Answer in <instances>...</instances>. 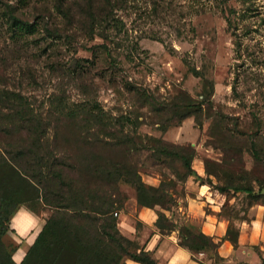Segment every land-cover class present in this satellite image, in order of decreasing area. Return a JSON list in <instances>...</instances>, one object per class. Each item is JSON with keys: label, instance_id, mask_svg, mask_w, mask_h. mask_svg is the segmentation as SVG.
Listing matches in <instances>:
<instances>
[{"label": "rangeland", "instance_id": "rangeland-1", "mask_svg": "<svg viewBox=\"0 0 264 264\" xmlns=\"http://www.w3.org/2000/svg\"><path fill=\"white\" fill-rule=\"evenodd\" d=\"M113 1L117 6L114 13L125 23L121 36L124 45L113 52L119 69L110 66L103 48L96 47L104 40L98 36L90 39L82 31L75 32L72 42L49 37L44 31L16 40L3 11L18 0H0V88L29 97L36 111L44 116L52 110L56 97L70 103L94 99L108 114L128 116L133 123L126 132L136 135L135 146L128 147L83 143L65 119L59 142L70 154V163L81 168L83 159L88 157L94 161H124L148 186L174 182L169 192L175 197V204L169 210L161 206L152 209L156 214L164 212L177 229L189 226L218 244L215 252L195 253L196 259L202 264H264V205L260 201L251 204L243 193H221L215 186L223 181L208 174L225 177L246 173L255 191L259 190L258 180H264V166L248 152L221 148L225 134L238 136L243 145L246 137L258 130L256 117L261 122L256 139L264 145V0ZM53 2L33 0L24 11L25 18L53 14ZM97 7L105 9L104 0H98ZM56 16L55 13L59 22ZM84 59L93 63L86 64L85 73L79 75L76 63L80 60L84 64ZM206 80L214 87L213 104L210 108L204 106L199 118L191 115L178 121L170 109H161L172 102L198 104ZM130 84L146 88L157 103H144L129 91ZM11 112L0 108V124L7 123L6 114ZM170 117L174 120L169 121ZM18 139L4 137L0 132V147ZM153 139L194 150L195 175L179 181L175 173L184 172L181 162L154 155L151 148L145 147ZM117 186L118 208L114 216L118 227L126 222L136 227L141 236L139 213L144 206L138 203L136 188L124 180ZM202 186L210 192L208 199L199 197ZM2 196L1 192L0 201ZM16 204L13 201L6 209L12 210ZM22 207L52 214L38 202H27ZM228 228L237 244L227 239ZM19 242L10 222L0 225L3 258L12 255Z\"/></svg>", "mask_w": 264, "mask_h": 264}, {"label": "trees", "instance_id": "trees-1", "mask_svg": "<svg viewBox=\"0 0 264 264\" xmlns=\"http://www.w3.org/2000/svg\"><path fill=\"white\" fill-rule=\"evenodd\" d=\"M32 1L18 0L16 5H6L3 11L16 40H24L26 35L35 36L44 31L49 37L65 38L72 42L75 32L82 31L88 33L90 39L98 36L104 40L96 47L103 48L110 66L119 69L113 52L124 45L121 36L125 33V23L114 13L117 6L113 0H104L105 9L102 10L97 7L98 0H53L52 8L59 22L55 20L54 12L49 16L26 19L24 11ZM111 45H114L113 48ZM135 48L136 44L133 45ZM82 61L84 64H80V60L76 63L79 75L85 73L86 64L93 63L85 59ZM193 72L199 75L196 69ZM206 83L198 104L172 102L161 109H170L169 112L178 121L191 115L198 117L204 106L210 108L213 104L214 87L209 80ZM128 89L144 103H157L153 94L142 86L132 85ZM52 106V110L44 116L36 111L29 97L21 92L0 88V108L12 111L6 114L7 123L0 124V132L7 138L19 137L0 147V193L3 195L0 201V225L11 222L15 213L27 202H38L52 210L20 264H126L127 259L140 264H158L153 254L137 240H131L121 233L118 219L114 216L118 208L117 183L124 180L133 185L140 205L149 208L161 206L169 210L176 202L169 192L175 186L174 182H162L159 187L148 186L140 174L124 161H94L88 157L83 159L79 168L77 164L70 163V154L62 149L59 142V130L66 119L74 128L77 139L83 143L93 145L95 141L116 147L135 146L136 135L126 132L133 120L128 116L108 114L94 99L70 103L56 97ZM174 118L170 117L169 121ZM255 123L258 130L247 136L243 145L238 142V136L225 134V143L221 148L224 151H246L255 162L264 166V145L261 146L262 143L256 139L261 129L257 117ZM163 128L167 130V127ZM153 141L145 147L151 148L159 159L163 157L181 162L184 172L176 170L175 173L179 181L184 182L195 175L194 150L169 144L162 139ZM77 173L79 177H75ZM208 174L223 181L215 186L221 193H243L251 204L260 201L264 205V180H258L259 190L255 191L246 173L239 176L231 173L225 177L219 173ZM13 201L17 204L12 210H7L6 207L11 206ZM34 212L38 213V210L34 209ZM157 214L156 226L160 232L166 235L178 231L180 245L192 253L195 261L200 262L195 258V253L217 251L218 244L212 237L189 226L177 229L164 212L157 211ZM230 233L231 228H228L227 239L237 244V239L231 238ZM12 255L6 259L0 255V264H17Z\"/></svg>", "mask_w": 264, "mask_h": 264}, {"label": "crops", "instance_id": "crops-1", "mask_svg": "<svg viewBox=\"0 0 264 264\" xmlns=\"http://www.w3.org/2000/svg\"><path fill=\"white\" fill-rule=\"evenodd\" d=\"M208 193L210 192L206 190L205 186L200 187V198L203 199V197H205V199H208ZM49 211L50 213L52 212L51 209H49ZM17 216L20 217L19 226H16L14 222L15 219H18ZM49 216L50 214L47 216L45 210L40 214L24 207H21L15 213L11 219L10 228L16 234V237L20 239L12 255V259L17 264H20L24 260L28 250L42 231ZM139 216L140 223L143 225L141 236H138L136 227L130 224L128 225L126 222L121 223L119 229L123 235L131 240H137L146 251L151 252L158 261V264H202L201 262L195 261L192 253L180 245L179 233L177 231L166 235L160 232L155 226L157 214L154 209L143 207ZM21 251L24 252V256L22 255L19 257L18 255ZM17 257H19V259ZM126 264L140 263L127 259Z\"/></svg>", "mask_w": 264, "mask_h": 264}, {"label": "bare ground", "instance_id": "bare-ground-1", "mask_svg": "<svg viewBox=\"0 0 264 264\" xmlns=\"http://www.w3.org/2000/svg\"><path fill=\"white\" fill-rule=\"evenodd\" d=\"M21 214H22V213H21ZM19 216H20V215H19ZM17 217H18V216H17ZM19 218H20V217H18V219H15V221H14L16 226H19V225H20V223H19ZM19 228H20V227H19ZM24 249H25V248H24ZM23 254H24V252L21 251V252L19 253L18 256L21 257ZM23 256H24V255H23ZM19 257H17V258L19 259Z\"/></svg>", "mask_w": 264, "mask_h": 264}, {"label": "built area", "instance_id": "built-area-1", "mask_svg": "<svg viewBox=\"0 0 264 264\" xmlns=\"http://www.w3.org/2000/svg\"><path fill=\"white\" fill-rule=\"evenodd\" d=\"M115 215L117 216V215H118V213H115Z\"/></svg>", "mask_w": 264, "mask_h": 264}]
</instances>
